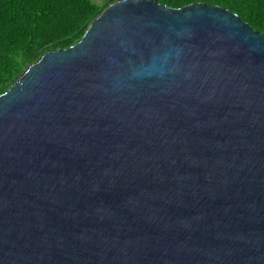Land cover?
Returning <instances> with one entry per match:
<instances>
[{"label": "water", "instance_id": "water-1", "mask_svg": "<svg viewBox=\"0 0 264 264\" xmlns=\"http://www.w3.org/2000/svg\"><path fill=\"white\" fill-rule=\"evenodd\" d=\"M0 264H264V33L116 0L0 94Z\"/></svg>", "mask_w": 264, "mask_h": 264}, {"label": "trees", "instance_id": "trees-1", "mask_svg": "<svg viewBox=\"0 0 264 264\" xmlns=\"http://www.w3.org/2000/svg\"><path fill=\"white\" fill-rule=\"evenodd\" d=\"M116 0H0V94L45 51L77 42ZM173 8L193 2L219 6L264 33V0H154Z\"/></svg>", "mask_w": 264, "mask_h": 264}]
</instances>
